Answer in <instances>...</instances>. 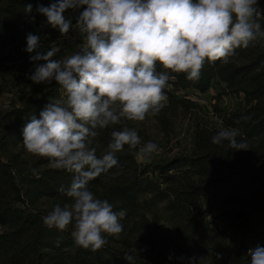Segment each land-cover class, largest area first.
<instances>
[{
  "label": "trees",
  "instance_id": "trees-1",
  "mask_svg": "<svg viewBox=\"0 0 264 264\" xmlns=\"http://www.w3.org/2000/svg\"><path fill=\"white\" fill-rule=\"evenodd\" d=\"M54 2L0 0V79L20 97V106L0 113V264H190L194 256L204 257L205 264H251L249 249L264 247V41L236 49L227 64L206 62L199 81L172 74L165 106L148 119L168 133L191 118L190 146L183 154L158 159L141 156L142 143L136 149L125 145L118 164L90 181L98 198L115 211L126 210L119 238L106 236L107 244L94 252L75 244L71 226L59 231L43 223L55 204L70 202L57 189L70 184L72 174L41 169L44 160L35 162L21 152L30 117L39 118L49 99L62 95L55 82L29 79L34 64L25 51L28 34L46 46L63 37L37 12ZM80 11L66 10L65 18L74 25ZM68 50L73 46L62 42L55 58ZM210 91L215 99L236 100L228 108L213 106L219 127L198 118V105L183 95ZM223 127L238 128L248 150L231 149L227 142L214 145L212 137ZM114 130L121 125L98 130L92 145L97 156L106 151Z\"/></svg>",
  "mask_w": 264,
  "mask_h": 264
},
{
  "label": "clouds",
  "instance_id": "clouds-1",
  "mask_svg": "<svg viewBox=\"0 0 264 264\" xmlns=\"http://www.w3.org/2000/svg\"><path fill=\"white\" fill-rule=\"evenodd\" d=\"M80 8L73 25L64 13ZM25 10L31 13L32 5ZM37 12L63 37L70 29L77 32L82 43L78 51L56 59L59 46L40 51L39 36L28 34L25 51L35 53L29 79L55 82L62 95L49 99L39 118L30 117L23 144L29 153L47 158L51 168L72 174L70 184L57 189L70 202L55 204L43 223L59 231L71 226L75 244L95 252L107 244L106 236L119 238L123 232L126 210L115 211L89 188L90 181L118 164L117 153L125 145H141L138 131L123 122L156 116L168 99L172 74L199 81L206 62L227 64L236 49L264 39V8L259 0H55ZM116 125L121 130L112 131L106 151L97 156L92 145L98 130ZM211 142L248 150L234 127L221 128ZM158 150L148 141L139 154L148 158ZM248 254L251 264H264V247ZM190 264H205V258L191 257Z\"/></svg>",
  "mask_w": 264,
  "mask_h": 264
},
{
  "label": "rangeland",
  "instance_id": "rangeland-1",
  "mask_svg": "<svg viewBox=\"0 0 264 264\" xmlns=\"http://www.w3.org/2000/svg\"><path fill=\"white\" fill-rule=\"evenodd\" d=\"M264 2V0H259V3ZM264 41V39H262ZM62 42H67L73 46V50L70 51L69 54L76 52L79 50V45L82 43V38L79 34H76L75 31H72L71 34L67 35V38L61 37L56 43L52 45H42L40 51L49 50L51 46H61ZM35 53H30L29 55H34ZM9 81H4L0 79V113L5 112L11 108H15L20 106V97L19 95L9 88ZM182 95V93L180 94ZM183 95L190 99L191 101L195 102L199 109L197 111L198 118L202 117L208 126H216L219 127L221 124L220 119L217 117L213 106H218L220 108H228L231 107L236 100L229 99V98H222L221 100L215 99L214 91H210L209 93L202 95V94H194L189 93L188 95L183 93ZM192 123V119L183 120L179 125L174 127L170 132L164 133L159 129L155 122L150 119H146L143 122H133L129 121L128 127L135 128L138 131V134L141 139L142 145L148 141H152L158 145V151L154 152L150 158H169L174 155H180L186 152L188 146H190V129L189 124ZM21 152L24 153L23 155L30 160L39 161L44 160L43 162L46 163L41 165L40 168L42 169L43 166L47 168H51L49 166V161L47 158L38 157L31 153H29L25 147L21 148Z\"/></svg>",
  "mask_w": 264,
  "mask_h": 264
}]
</instances>
